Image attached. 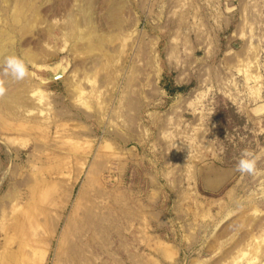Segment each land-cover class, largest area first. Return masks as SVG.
Segmentation results:
<instances>
[{"label":"rangeland","instance_id":"obj_1","mask_svg":"<svg viewBox=\"0 0 264 264\" xmlns=\"http://www.w3.org/2000/svg\"><path fill=\"white\" fill-rule=\"evenodd\" d=\"M0 48V264H264V0H0Z\"/></svg>","mask_w":264,"mask_h":264},{"label":"clouds","instance_id":"obj_2","mask_svg":"<svg viewBox=\"0 0 264 264\" xmlns=\"http://www.w3.org/2000/svg\"><path fill=\"white\" fill-rule=\"evenodd\" d=\"M28 76V67L25 61L15 55L9 54L0 60V98L6 94L7 78L12 81H22ZM260 157L251 150L245 149L236 163V171L241 174H255Z\"/></svg>","mask_w":264,"mask_h":264},{"label":"crops","instance_id":"obj_3","mask_svg":"<svg viewBox=\"0 0 264 264\" xmlns=\"http://www.w3.org/2000/svg\"><path fill=\"white\" fill-rule=\"evenodd\" d=\"M235 175L236 171L233 168H206L200 172V179L206 187L217 189L231 180Z\"/></svg>","mask_w":264,"mask_h":264},{"label":"bare ground","instance_id":"obj_4","mask_svg":"<svg viewBox=\"0 0 264 264\" xmlns=\"http://www.w3.org/2000/svg\"><path fill=\"white\" fill-rule=\"evenodd\" d=\"M0 51H1V48H0Z\"/></svg>","mask_w":264,"mask_h":264}]
</instances>
